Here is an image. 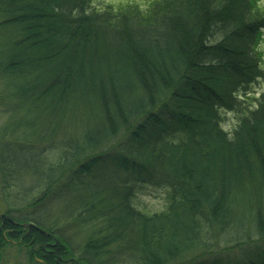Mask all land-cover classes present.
<instances>
[{
	"label": "trees",
	"instance_id": "1",
	"mask_svg": "<svg viewBox=\"0 0 264 264\" xmlns=\"http://www.w3.org/2000/svg\"><path fill=\"white\" fill-rule=\"evenodd\" d=\"M263 40L261 0H0V253L264 264Z\"/></svg>",
	"mask_w": 264,
	"mask_h": 264
},
{
	"label": "rangeland",
	"instance_id": "2",
	"mask_svg": "<svg viewBox=\"0 0 264 264\" xmlns=\"http://www.w3.org/2000/svg\"><path fill=\"white\" fill-rule=\"evenodd\" d=\"M131 1V0H130ZM141 1H147V0H141ZM129 2V0H93V3L97 7H103L108 4L117 5L121 3ZM261 2L264 4V0H261ZM260 51L263 53L264 57V40L261 42ZM264 68V62L261 65ZM256 94L259 95L260 93L264 92V82L259 81L255 84L254 87ZM226 114V122L225 127L226 129H231L234 124L237 122L236 113L233 111H225ZM8 121V115L2 111L0 106V140H6L8 138H11L9 136L2 138V130L5 127V124ZM3 181L2 176L0 175V219L2 220V224L0 226V231L4 229V226L6 224V220L4 219V215H7L8 211V204L6 203V197L2 193L3 191V184L1 183ZM141 206H147V208L151 211L160 210L163 208L164 203V196L162 192H159L157 195L154 196H142L140 198ZM10 207V206H9ZM10 237H7V239L10 241L9 243H6L4 245L3 249L0 253V264H48V263H42L41 260L38 262L32 261V257L29 256L30 252L27 245H21L19 242L20 240L14 239ZM23 239V238H22ZM56 244V243H55ZM31 257V259H30ZM68 258H66L61 264H68Z\"/></svg>",
	"mask_w": 264,
	"mask_h": 264
}]
</instances>
